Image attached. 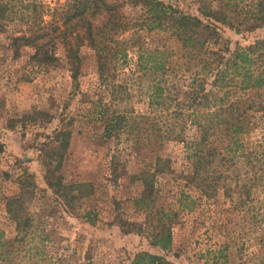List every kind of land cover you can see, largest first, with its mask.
<instances>
[{"label": "rangeland", "instance_id": "374dc122", "mask_svg": "<svg viewBox=\"0 0 264 264\" xmlns=\"http://www.w3.org/2000/svg\"><path fill=\"white\" fill-rule=\"evenodd\" d=\"M3 1L13 6L14 18L0 30V264H130L140 251L173 264H264L260 162L234 158L227 188L204 191L177 139L193 128L181 130L180 122L171 131L172 107L158 110L161 131L169 135L153 146L150 101L163 68L141 67L138 53L147 59L157 49L151 60L177 70L165 76L166 93L184 89L181 78L188 75L176 68L187 57L176 36L140 28L141 4L125 3L118 10L131 24L107 40V66L100 67L83 29L64 35L63 21L52 15L71 0H35V8L25 6L32 0ZM162 1L196 6L194 0ZM93 21L102 27V16ZM35 26L46 30L41 42L55 41L54 65L33 62L32 47L20 46L16 55L10 46L11 35ZM222 35L232 50L263 39L264 25L238 33L224 28ZM116 40L125 42L117 46ZM69 47L78 56L74 78ZM123 48L125 54L112 56ZM255 119L241 139L243 155L250 143L264 140V110ZM155 167L161 171L151 176ZM151 178L152 189L145 185ZM168 232L167 249L152 244Z\"/></svg>", "mask_w": 264, "mask_h": 264}, {"label": "trees", "instance_id": "16d2710c", "mask_svg": "<svg viewBox=\"0 0 264 264\" xmlns=\"http://www.w3.org/2000/svg\"><path fill=\"white\" fill-rule=\"evenodd\" d=\"M34 1H28L25 6L37 7ZM125 3L141 4L144 13L140 19V28L169 31L180 41L187 57L183 65L176 68L183 69L188 75L187 79L181 78L184 89H174L173 86L171 89L174 93L170 92L169 95L165 91V76L168 71L177 70L164 67L158 58L151 60L154 53L159 52L157 49L150 52L147 59L138 53L141 67H148L151 62L156 71L163 68L160 77L155 79L150 101L155 118L152 123L155 131L152 133L153 146L159 147L165 136L169 135H164L161 131L162 127L156 116L158 110L172 107L170 130L174 131L180 122H183L181 130L187 126L193 128L190 135L178 136L177 139L187 149V158L190 159L191 172L197 180V186L204 191L208 188L216 191L219 186L226 189L225 181L232 179L229 173L232 161L240 156H244L247 163L260 162L262 170L258 179L264 185V140L250 143V151L246 155L240 150L243 146L242 137L255 127L256 114L264 110V38L246 46L236 43L231 50L228 39L222 35L224 28L238 33L264 25V0H194L195 7L184 9L165 4L162 0H71L65 4L66 9L56 8L51 9V12L63 21L66 31L64 35L83 29L87 43L97 52L99 66L105 67L108 61L104 58L103 50L108 47L107 40H111L116 32L125 31L131 24L118 10ZM43 12L38 13V18H41ZM13 13V6L8 1L0 0V30L4 29L5 21L13 20ZM100 16L103 17L100 24L102 27L93 21ZM19 20L23 21V14ZM20 32L18 35H11L10 39V46L16 55L20 46H29L33 49L30 55L33 62L39 66L54 65L58 60L54 53L55 41H40L46 36L43 26L28 27L25 32ZM75 36L78 37L79 33ZM62 39L66 41L65 36ZM124 42L116 40L117 46ZM66 50L67 63L74 72V78L78 56L71 47ZM125 52L126 48L113 49L111 54L116 57V53L123 55ZM181 93L185 94L184 98L179 96ZM115 120L116 124H121L125 117H115ZM130 127L133 125H129ZM106 128H112V125H107ZM62 134L65 135L62 147H65L69 133ZM2 148L0 142V151ZM159 160L155 161L156 165ZM225 163L227 166L224 168ZM160 171V167H155L151 176ZM254 177L257 179L256 175ZM151 181L152 178L145 183L147 188H153ZM2 243L0 233V245ZM170 243L171 234L168 232L152 244L167 249ZM130 264L173 263L162 255L140 251L133 256Z\"/></svg>", "mask_w": 264, "mask_h": 264}]
</instances>
